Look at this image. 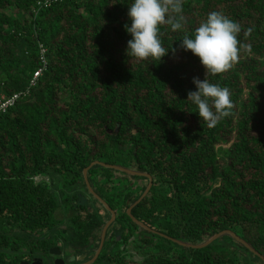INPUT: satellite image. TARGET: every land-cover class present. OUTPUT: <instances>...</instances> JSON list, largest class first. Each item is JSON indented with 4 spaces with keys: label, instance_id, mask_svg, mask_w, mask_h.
Instances as JSON below:
<instances>
[{
    "label": "trees",
    "instance_id": "1",
    "mask_svg": "<svg viewBox=\"0 0 264 264\" xmlns=\"http://www.w3.org/2000/svg\"><path fill=\"white\" fill-rule=\"evenodd\" d=\"M35 1L0 0V92L27 88L40 44L46 61L0 116V264L55 246L66 264L94 257L111 218L83 177L95 161L89 186L115 217L89 264H264V0H184L183 28L160 26V61L126 55L131 0ZM212 11L240 24L242 47L209 76L179 44ZM194 77L231 93L214 127L187 100ZM224 230L253 251L228 233L193 247Z\"/></svg>",
    "mask_w": 264,
    "mask_h": 264
},
{
    "label": "clouds",
    "instance_id": "2",
    "mask_svg": "<svg viewBox=\"0 0 264 264\" xmlns=\"http://www.w3.org/2000/svg\"><path fill=\"white\" fill-rule=\"evenodd\" d=\"M184 0H131L127 16L130 26L126 31V55L140 61H160L168 54L159 36L160 26L167 24L172 31L183 28ZM241 26L223 13L212 11L195 29L185 35L179 48L198 58L209 76L230 70L239 60L241 45L238 35ZM174 51V50H173ZM195 91H189L187 100L195 105L197 115L208 127H214L222 118L228 117L232 108L228 88L209 79L193 78Z\"/></svg>",
    "mask_w": 264,
    "mask_h": 264
},
{
    "label": "water",
    "instance_id": "3",
    "mask_svg": "<svg viewBox=\"0 0 264 264\" xmlns=\"http://www.w3.org/2000/svg\"><path fill=\"white\" fill-rule=\"evenodd\" d=\"M94 163H97V161H95V162H92L91 164H90V166H92ZM101 165H103V166H107V167H114V168H116V169H119V170H124L123 168H121V167H118V166H112V165H107V164H104V163H100ZM89 166V167H90ZM89 167H87V168H85L84 170H83V177H84V180H85V183H86V186H87V189L89 190V192L93 195V197H95L108 211H110V213H111V218L106 222V224L104 225V227H103V230H102V233H101V241H100V245H99V247H98V249H97V251H96V253H95V255H94V257L91 259V260H89V261H87V262H85V263H81V264H89V263H91L96 257H97V255L99 254V252H100V249H101V247H102V243H103V241H104V237H105V234H106V231H107V228H108V226L110 225V223L114 220V217H115V214H114V212L108 207V205L97 195V194H95L94 192H93V190L91 189V187L89 186V183H88V180H87V170H88V168ZM150 186H151V180L149 181V183H148V185H147V187H146V189H145V191L143 192V194L141 195V197L137 200V202H139L145 195H146V193L148 192V190H149V188H150ZM136 202V203H137ZM130 210H131V208H129L128 210H127V213L131 216V214H130ZM131 218H132V220L135 222V223H137V224H139L140 226H142V227H145V228H147L143 223H141L140 221H138V220H136L133 216H131ZM224 233H228V234H230L231 236H233L236 240H238L239 242H241L244 246H246V247H248L251 251H253L252 250V248H250L249 247V245L248 244H246L243 240H241L239 237H237L233 232H231L230 230H224V231H221V232H219V233H217V234H215V235H213L209 240H207L205 243H203V244H201V245H195V246H193V247H195V248H199V247H204V246H206V245H208V244H210L211 242H213L214 240H216L220 235H222V234H224ZM48 253L50 254V255H53V256H56L57 258L54 260V264H66L68 261H69V258H61V255H62V251L58 248V247H50L49 248V250H48ZM18 264H43V259L42 258H39V257H34L30 262L29 261H26V260H21V261H19V263Z\"/></svg>",
    "mask_w": 264,
    "mask_h": 264
},
{
    "label": "built area",
    "instance_id": "4",
    "mask_svg": "<svg viewBox=\"0 0 264 264\" xmlns=\"http://www.w3.org/2000/svg\"><path fill=\"white\" fill-rule=\"evenodd\" d=\"M52 1L55 0H36L35 5L38 8L48 7ZM39 48L41 52L40 60L42 65L34 71L27 88L18 92H14L10 95L0 92V116L3 113H6L11 107H13L18 99L25 97L29 93L30 88L35 85L37 78L40 76V74L46 67V61L44 58L45 48L41 44L39 45Z\"/></svg>",
    "mask_w": 264,
    "mask_h": 264
},
{
    "label": "flooded vegetation",
    "instance_id": "5",
    "mask_svg": "<svg viewBox=\"0 0 264 264\" xmlns=\"http://www.w3.org/2000/svg\"><path fill=\"white\" fill-rule=\"evenodd\" d=\"M55 247H58V246H55ZM58 248L62 251L61 258H66V255H65L64 249H63V248H60V247H58ZM34 257L42 258V259H43V264H47V263L54 264V260L57 258L56 256H53V255H52V257H49V258H48V256L42 254V256H40V255H35V256H33V257L30 259V261H31ZM30 261H29V262H30ZM18 263H19V262H18Z\"/></svg>",
    "mask_w": 264,
    "mask_h": 264
},
{
    "label": "rangeland",
    "instance_id": "6",
    "mask_svg": "<svg viewBox=\"0 0 264 264\" xmlns=\"http://www.w3.org/2000/svg\"><path fill=\"white\" fill-rule=\"evenodd\" d=\"M83 192V190H81ZM59 217L60 219L64 220L65 216L62 214V212H59ZM66 222V219H65ZM128 251L132 254V258L135 260H140L141 259V255L138 253V250L135 249L132 245L128 246ZM47 264H51V263H47Z\"/></svg>",
    "mask_w": 264,
    "mask_h": 264
}]
</instances>
